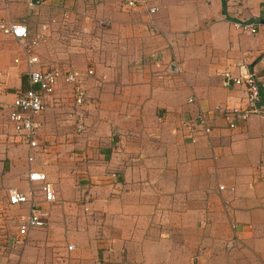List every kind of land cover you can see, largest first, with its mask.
I'll use <instances>...</instances> for the list:
<instances>
[{"label":"crops","instance_id":"0c3cea01","mask_svg":"<svg viewBox=\"0 0 264 264\" xmlns=\"http://www.w3.org/2000/svg\"><path fill=\"white\" fill-rule=\"evenodd\" d=\"M148 5L157 7V11L151 13L142 1L129 6L121 0H101L98 11L103 12L101 15L108 14L107 11H135V31L159 29L168 35V46H174L172 34H178V56L171 55L165 42L154 35L149 42L151 48L143 45V50H135V57H123V26L113 24V20L112 24H102L105 19L99 16L93 17V22L81 0H43L38 8L28 7L50 12L43 22L50 23V30H78L79 18L92 21L93 26L107 33L108 43L103 40L102 47L114 49L116 56L108 61L114 65L110 66L111 71L105 74L107 68L99 67L94 79L91 75L85 80L89 98L82 108L87 110L86 115L92 111L98 115L87 122V130L77 131L75 120L69 115L74 108L73 90H63L60 82L47 95L46 109L39 116L38 147L23 141L13 127L14 135L2 133L0 128L4 194L11 187L27 191L31 186L27 178L30 169L46 171L56 185L59 199L45 204L50 224L56 229L55 224H84L85 210L96 209L103 214L101 222L114 224L123 217L119 211L124 207L123 192L135 189V237L123 239V232L106 233L105 243L98 245L94 255L93 242H100L99 237H90L91 233L84 230L68 234L70 237L64 240L74 246L78 262H89L86 245L95 264L109 260L114 252L117 257L123 256L125 249L129 252L133 247L132 264H160L153 261L155 255L165 256L166 262L162 264H264V115L237 120V126L231 128L226 116L214 111L221 101L232 106L245 99V88L224 85L226 70L238 75L240 66L256 71L264 89V0H154ZM239 19L260 21L259 32L240 30L235 25ZM136 44L137 39L135 47ZM189 48L195 49V55H189ZM154 52L157 60L150 57ZM21 62L11 71L1 70L0 78L7 74L15 76L18 84H24L19 77L20 72L27 70L24 55ZM130 64H135V68H129ZM24 77L27 83L22 89L30 86L26 71ZM0 80L1 112L13 102L15 92L8 91ZM107 84L112 95L103 93V98L97 93ZM118 96L123 99L118 100ZM191 97L195 104L190 106L197 113L214 111L210 136L198 134L193 140L183 126L189 119L187 107ZM120 100L126 103L124 107ZM109 112L114 116L109 117ZM30 155L35 156V161H29ZM72 175L76 182L92 183L76 187ZM143 191L151 195H141ZM86 192L94 193V202L81 204ZM221 199L225 201L224 207H220ZM7 201L8 195L6 205ZM62 209L69 214L74 209L75 215H57ZM207 209L210 211L205 216L202 212ZM3 215L7 216L8 211ZM207 222L214 228L208 238L204 237ZM7 223L8 220L1 225L2 231L8 229ZM161 223L164 231H156ZM222 229H228L227 233ZM112 235L115 239L108 243ZM228 238H235L236 245L235 250L226 253L221 250V242ZM159 239L164 241L162 252ZM121 257L120 261L124 259Z\"/></svg>","mask_w":264,"mask_h":264},{"label":"rangeland","instance_id":"374dc122","mask_svg":"<svg viewBox=\"0 0 264 264\" xmlns=\"http://www.w3.org/2000/svg\"><path fill=\"white\" fill-rule=\"evenodd\" d=\"M81 1H82V4H84L85 7H87L88 9L87 12L92 16V21H93V17L99 16L105 19L102 21V24H106V25H109L110 23L112 24V20H113L114 21L113 24H118L119 26H123L124 32L120 33L121 36H123L121 37V39H123V43H122L123 57H126L127 55L135 57V50H138V49L139 51L143 50V48H140L143 45L147 49L151 48L150 46H152V44L149 42L150 40L154 39V35H156L159 39H161L160 40L161 43L164 41L165 44L167 45L165 38L168 35L163 33L159 29L155 30L151 27H147V28L138 29L137 31H135V11H112V12L107 11L108 14L101 15V13L103 12L98 11V7L100 6L101 0H81ZM138 1L139 2L137 3H140L142 1L145 4H147V7H146L147 10L150 9L148 8L149 6L148 4H150V2L151 3L154 2V0H145V1L138 0ZM121 2L123 3V5L128 4L127 0H121ZM49 13L50 12H47V11L43 12V11L31 10L21 0H0V19L12 21V22L26 23L32 32H35L36 30H38V28L42 24H44L43 22L47 21L48 19L47 17ZM116 16H117V20H115ZM64 17L65 19L68 18L67 16H64ZM124 17H126V19H124ZM78 20L79 21L77 23H78L79 31L78 30H53V29L50 30V34H49V38L47 42L41 45L37 49V53L41 56L43 61H45L48 64V66H58L61 68V70L64 73H67L68 71L72 69H78L82 72H85L89 67H93L95 69V74L91 78L94 79L97 76V70L99 67L107 68V70H104L105 74L107 73L106 71H109V70L111 71L110 66H114V65L110 64L108 61H112L113 57L116 56L115 50L111 48L107 49L106 47L105 48L102 47V42L105 43V41L103 40L106 39V42L108 43V39L105 36V34L107 33L104 34V31L102 30L101 27L97 25L93 26L92 21H89L86 19L83 20L79 18ZM129 21L132 23H129ZM47 25L51 27L50 23H48ZM85 30H88V32H85ZM139 32L141 33V35L137 36L136 33H139ZM136 39H137L138 44H136V47H135ZM140 39L141 40L145 39L146 41L140 42L141 41ZM109 41H112V40L109 39ZM171 42L173 43L174 46H172V44H170V46L167 45L170 48L168 50L171 55L178 56V54H175L176 48L179 49V45L181 43L178 37V34H172ZM111 44L115 46L114 42H112ZM188 53L189 55L191 54L195 55V49L189 48ZM136 55H137V51H136ZM157 56L158 55L155 52L153 55H150L152 60H157L156 59ZM16 59H19V62H17ZM20 60L21 61L23 60V53H22L21 48L18 46L16 40L12 36L5 35L0 30V71L1 70L11 71L12 70L11 68L13 66H18L20 64L22 65V62ZM128 66L129 68H135V64H132V65L130 64ZM119 69H121L120 65H119ZM25 71L24 72L22 71L19 73V77L22 76L24 80V84L27 83L24 77ZM6 76L7 74L6 75L4 74V78L1 77L0 79H2V82L5 83L6 85L5 87L9 88L8 91L15 92L19 88H23L22 86L24 84H21V85L18 84L19 81L15 76H13L12 78H11V75H8L7 77ZM105 79L106 77H104V80ZM105 81L107 82V80ZM105 81H104V84H106ZM85 84L86 83H84V85ZM60 85L63 90H66V91L68 90L69 91L68 93H71L72 85L70 83H67L65 79H61ZM104 88L105 90H108V91H104L103 90ZM104 88L102 89L99 86L98 89H102V90H100L97 93V94H102L103 98H105V95L103 93H106V94L112 93V89H109V84H107ZM88 98L89 97H87V100ZM110 98L112 97H109V99ZM118 98L123 99V97H120V96H118L117 99ZM120 101H121V104H120L121 107H124L126 103L123 104L124 101L123 100H120ZM188 101H189L188 102L189 105L187 107L188 109L187 111L189 114V119H192V118H195L199 113H197L196 109L193 106H190V105L195 104V98H194V101H190V99ZM219 103H224V102L221 101ZM85 110L86 109L82 108V111L85 115L84 124L87 130L89 128L88 127L89 125L87 122L90 123L91 122L90 118L97 117L98 115H97V111L88 112V114L86 115ZM204 112H209V111L204 110ZM5 115H7L6 111H2V113L0 114V128L1 130L2 129L4 130L2 131V133L14 135L12 126L7 121V116ZM125 115L126 113H122V116H125ZM112 116H114L112 112H109V117H112ZM75 125H76L77 131L79 132L78 130L79 126H78L77 121L75 122ZM79 133H82V131ZM71 179L72 181L76 182V176L72 175ZM86 183L91 184L92 182L90 181L84 182V180H80V181L77 180L75 185L77 187V185L79 184H81L80 186H82V185H85ZM3 186H4L3 179L0 176V264H95V262L92 259V254L94 253V255H96L98 245L105 243L104 236L106 233L110 235L112 232H114L113 234H115V232H118V233L123 232V239H130L131 236L132 238L133 236L135 237V189L133 190L131 188H127L123 192L125 194V197L121 196L123 195L122 192L117 191V194L120 197H124L121 200V203L123 202L124 207H122V209L121 208L119 209L121 214H123V217L117 219V221H115L114 224L113 222L106 223L105 220L101 222L100 216L103 214H101L102 212H100L98 209L93 210V211L84 209L86 212L84 213L85 214L84 224H79L78 221H77L78 224H73V225L55 224L57 225L56 226L57 228L55 229L51 222V224L45 229L33 230L29 234L28 238L25 239L24 242H18L17 240L19 237L17 236V233H16L17 223L14 221V219L7 218L9 214L16 212L18 208L9 207L8 205H6V195H8L9 189L6 190L7 194L5 195L4 194L5 190L2 189ZM11 188H14V187H11ZM120 191H122V189ZM143 193L144 191L141 193V195H144V196L151 195L150 193L148 194H143ZM86 195L87 197H85L84 200H82L81 204H83L84 202L85 203L94 202V199H95L94 193L86 192ZM57 198H58V195H57ZM223 203H225V201L221 199L220 207H224ZM206 204L209 205L208 202ZM88 208L90 209V207ZM5 210L8 211L7 216L3 215V212ZM73 210H71L69 214L67 210L62 209V211L57 215H60V214L61 215L63 214H67V215L74 214L75 215V213H72L74 212ZM209 211L210 210L207 209V210H204L202 213L203 215L207 216ZM6 219L9 221V223H7L8 229L6 231H2L1 225L4 222H7ZM115 223L118 226H114ZM162 224L163 223L156 226L157 228L156 231L157 230H160L161 232L164 231V224L163 225ZM205 225L207 226V228H205L204 237L206 236L208 238L212 233V229L214 228L210 224V222L209 223L207 222ZM115 227L117 229H115ZM82 230L87 231L88 233H91L90 237H93L92 234H94L95 237L97 236L99 237V239H101L100 242L96 240L93 242L94 244L93 253L91 250L88 249V246L86 245L84 246V248L86 247V250H87L85 251V254L89 258L88 260L89 262L87 263L76 261L75 259L76 257L74 256L75 250L70 249L69 246L71 243L64 240V237L66 238L70 237L68 236V234L74 235L75 233L81 232ZM151 230H148V232L151 233L152 232ZM221 231L224 234H226L228 229H222ZM50 234H52L56 239H52L53 236ZM127 234H129L128 237L125 236ZM114 237L115 235H112L108 239V243L110 242L111 239H115ZM161 238H164V237L162 236ZM162 240L163 239H159L158 241L159 243H161L160 248H159L161 252L164 251V241ZM231 240L232 238L231 239L228 238L226 241L223 240L221 242L222 251H225L227 253V252H232L233 250H235L234 247L236 245L235 243L236 241L234 242V246L229 247ZM85 242L91 243V241L87 239L85 240ZM128 245L129 247L127 245L126 246L128 247L129 250H131L132 246L130 244ZM207 247L210 248V244H208ZM64 248H67V249L65 250ZM126 250L127 249L124 250V254H123L124 257L122 255H119L117 257L114 250H112L114 252V254L112 255L113 257H110V259L106 261L101 260L100 263L101 264H132L131 261H135V247H133V250L129 252H127ZM154 250L156 251V248H154ZM155 256L156 257H153V261H157L160 264L166 262V261H163L165 257L164 255L163 256L155 255ZM120 257L124 259L120 261ZM125 257H126L127 262L126 261L123 262L125 260ZM238 258L240 259V257ZM96 264H99V262Z\"/></svg>","mask_w":264,"mask_h":264},{"label":"built area","instance_id":"2783aa9c","mask_svg":"<svg viewBox=\"0 0 264 264\" xmlns=\"http://www.w3.org/2000/svg\"><path fill=\"white\" fill-rule=\"evenodd\" d=\"M21 1L25 2L31 9L38 8L43 3V0ZM128 4L135 6L137 0H129ZM156 11L157 7H150L151 13ZM261 24L255 19H239L235 22L237 28L250 34L258 33ZM0 30L4 34L12 36L21 48L30 84L26 89L16 90L13 102L4 106V110L8 112L9 123L15 133L31 147L39 146L37 140L40 127L39 116L46 109L47 95L54 92L61 79H65L67 83L72 85L74 108L69 115L71 119L78 122L79 131L86 130L82 107L87 101L88 95L84 83L87 77L94 75V68L89 67L85 72L72 69L64 73L60 67L45 64L37 53V49L49 38L50 27L47 23L42 24L38 30L32 32L26 23L0 19ZM16 61L19 62V59ZM240 71L241 73L238 75L233 70H226L223 73L224 85L245 88L244 101L232 106L220 103L215 106L214 110L226 116L231 128L237 126V120H247L254 114L264 115V89L259 74L256 71H248L242 66H240ZM1 75L2 71H0ZM190 101H194V98L191 97ZM214 111L200 112L195 118L188 119L183 123L190 138L195 140L198 134L211 135L213 131L211 115ZM29 161H35V156L30 155ZM27 178L31 183L27 191L14 187L8 193V206L18 208L16 212L8 215V219L12 218L17 223L18 242H24L31 231L45 229L50 225V214L45 208V204L58 201L56 185L46 171L30 169ZM234 242L235 238L230 241L229 247L234 246ZM73 247V245L69 246L70 249Z\"/></svg>","mask_w":264,"mask_h":264}]
</instances>
